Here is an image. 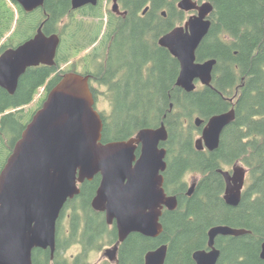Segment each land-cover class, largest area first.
Here are the masks:
<instances>
[{
	"label": "trees",
	"instance_id": "trees-1",
	"mask_svg": "<svg viewBox=\"0 0 264 264\" xmlns=\"http://www.w3.org/2000/svg\"><path fill=\"white\" fill-rule=\"evenodd\" d=\"M180 1L121 0L124 17L102 8L85 10L84 19H99L95 30L86 20L73 19L71 0H45L44 7L33 13H25L16 0H0V55L32 38L41 24L46 35L58 34L62 40L54 66L29 68L13 95L0 87V173L33 117L25 108L41 89L47 96L63 75L79 73L75 64L68 70L62 66L93 47L105 30L82 73L108 89L112 110L109 115L101 114L103 142L130 140L144 128L165 123L169 139L162 145L168 152L164 187L168 195L178 198V208L164 212L159 238L130 235L126 255L138 258L168 244L165 264H194L192 255L206 248L209 229L225 225L251 233L218 237L221 256L217 264H264V0H198L210 2L214 10L209 17L210 32L197 50V61L214 59L217 64L212 86L191 93L177 87L180 63L159 45L162 36L187 20V14L178 9ZM15 23L17 29L27 24L26 33H30L17 45L6 38ZM91 90L97 100L99 90L93 85ZM232 108L236 120L223 132L220 147L214 152L197 151L195 119L208 122ZM238 165L247 169L250 180L239 205L231 207L224 200L226 183L220 170ZM187 174L200 175L191 197L187 195ZM100 180L97 175L86 182L80 196L69 200L63 209H73L74 239H103L108 233L103 216L91 207ZM61 222L59 242L62 236L70 238L61 230ZM41 258L42 254L34 252L33 264Z\"/></svg>",
	"mask_w": 264,
	"mask_h": 264
},
{
	"label": "water",
	"instance_id": "water-1",
	"mask_svg": "<svg viewBox=\"0 0 264 264\" xmlns=\"http://www.w3.org/2000/svg\"><path fill=\"white\" fill-rule=\"evenodd\" d=\"M98 1L72 0V7L77 10L96 6ZM119 1L113 0L112 11L116 14L121 13ZM16 2L25 13L45 5V0ZM178 9L193 14L183 26L162 36L159 45L180 63L177 87L191 93L196 91L198 82L204 87L212 86L217 61L198 62L197 50L210 32L209 17L214 7L210 2L181 0ZM43 25L32 38L0 55V87L11 95L29 68L55 65L61 37L46 35ZM235 120V108L210 118L195 142L197 150L216 151L223 132ZM203 123L201 118L195 119L198 127ZM103 130L90 77L75 72L63 75L27 124L0 173V264H33L35 249H50L53 257L57 223L66 203L80 194V184L93 181L97 175L102 179L92 207L106 214L108 224L116 223L120 242L133 233L151 238L162 234L160 219L164 208H178V198L167 195L164 189L167 150L161 145L169 137L165 123L144 128L130 140L109 143L103 142ZM237 173L238 170L236 176ZM221 174L227 183L225 201L237 207L244 178L232 185L235 176L225 171ZM194 190L195 185L188 196ZM250 233L225 225L213 226L208 232L209 251H196V264L218 263V237ZM167 255L168 246L163 245L147 253L145 263L165 264ZM261 259L264 261V243Z\"/></svg>",
	"mask_w": 264,
	"mask_h": 264
},
{
	"label": "flooded vegetation",
	"instance_id": "flooded-vegetation-1",
	"mask_svg": "<svg viewBox=\"0 0 264 264\" xmlns=\"http://www.w3.org/2000/svg\"><path fill=\"white\" fill-rule=\"evenodd\" d=\"M120 1H119V4H120ZM101 3H102L101 0H99L98 1V5H96V6L87 5V6H84V7L80 8V9L73 10L74 11L73 19H76V17L78 15H82L83 16V12L85 10L87 11L89 9L102 8V6H100ZM71 5H72V0H71ZM147 8H149V7H147ZM72 9H73V7H72ZM86 11H85V14H86ZM120 11H121L120 14H116V13L115 14L118 15V16H123V17L126 16V13H124L122 11L121 4H120ZM186 14H187V18H189L192 15L191 13H186ZM189 14H191V15H189ZM85 19H86V21L88 22V24L90 26L93 24V26L95 27V30H96V27H97V25L99 23V19L98 18L95 19L93 17H85ZM104 31L102 32V34H101L99 40L96 42V44L93 47H91L90 49H88V51L91 50V49L93 50L94 48H96V46H98L100 44V42H101V40L103 38V35H104ZM92 83L93 82H92V79L90 77V87L92 86ZM198 85H201L200 82L197 83V89L200 88V87H198ZM201 87H203V86L201 85ZM95 102H97V100H95ZM206 124H207V122H205V121L200 127H198L195 124V127L197 128L196 134L199 133L200 138L202 136V132H203L204 126ZM168 135H169V133H168ZM168 139H169V137H168ZM195 142L196 141H194V143ZM162 145H161V147H162ZM163 148H165V147H163ZM195 148H196V146H195ZM138 150H140V148H138ZM196 150H197V148H196ZM197 151H201V152L207 151V152H209L207 148H205L204 150H197ZM167 155H168V152H167ZM166 159H167V157H166ZM167 168H168V163H167ZM236 170L239 171V173H237V176L235 175V171ZM221 171L229 172L232 177L235 176L234 180L231 182L232 185H236L242 178H244V180H243L244 181V187H243L242 193L244 192V190L247 188L246 172H245L244 167L236 168V166H234V167H232V169L230 171L222 169V170H220V173H221ZM164 173H163V176H164V184H165V175H164ZM197 176L199 177L200 175H197ZM223 178H224V176H223ZM101 179H102V177H101ZM199 180H196V182L193 184V185H195V189H196V186H197ZM86 182H91V181H86ZM85 183L79 185L80 194L82 192V189H83V186H84ZM100 183H101V180H100ZM100 183H99V186H100ZM225 183H226V180H225ZM99 186H98V188H99ZM191 187L188 188V191H189V189ZM98 188H97V190H98ZM226 188H227V183H226V187H225V191H224V200H225ZM164 189H165V187H164ZM97 190L95 192V195L97 193ZM80 194L78 196H76L72 200H76V198H78L80 196ZM95 195H94V197H95ZM187 195H188V192H187ZM169 196H173V195H169ZM94 197H93V199H94ZM188 197H190V196H188ZM93 199H92V201H93ZM91 207H92V202H91ZM92 209L97 214H101L103 216L105 224L109 228L108 229V233L105 234V237L103 239H88V238L87 239H83V238H80V237L77 238V239L72 238L71 235L74 234V232H73L74 229H73V226H72L73 209L72 208H68L67 211L69 210V213H67L66 215H65L66 210H63L61 215H60V218L58 220L57 228H58L59 221L64 219L66 221L65 234L68 235V236L70 235V238L63 239L60 242L56 238V250H55V253H54L53 257L51 256L50 249H47V250L35 249L34 252H38V256L40 254L43 255V258H41L39 260L38 264H146L145 263V257L147 255V253H149L150 251H153V250H150V251L146 252L144 254V256L139 255L138 258L134 257L133 255L127 256L126 255V248H127L126 246H127V242H128V238L129 237L124 242H120L116 223L114 222L113 224H108L107 220H106V214L104 212L96 211L93 207H92ZM166 210L169 211L167 208H164L163 215H164V212ZM79 212L82 214V211H79ZM163 215H162V217H163ZM162 217L160 219V222L162 221ZM133 234H136V233H133ZM144 237H146V236H144ZM147 238H151V237H147ZM157 238H159V237L151 238V239H157ZM106 242L107 243L109 242V243L106 245ZM163 245H167L168 246V252H169V245L168 244H162L159 247H161ZM156 249H154V250H156ZM201 250L209 251L208 241H207L206 248L201 249ZM69 251H74L76 253H73V254H71L69 256L65 255V253H68ZM197 251H200V250H197ZM34 252H33V254H34ZM194 253H193V255H194ZM94 255H97V256H94ZM193 255H192V259L194 261V264H196ZM45 256H49V259L46 258ZM167 257H168V255H167ZM45 258L48 259V261L45 262ZM36 264H37V262H36Z\"/></svg>",
	"mask_w": 264,
	"mask_h": 264
},
{
	"label": "rangeland",
	"instance_id": "rangeland-1",
	"mask_svg": "<svg viewBox=\"0 0 264 264\" xmlns=\"http://www.w3.org/2000/svg\"><path fill=\"white\" fill-rule=\"evenodd\" d=\"M10 6L14 8V6L11 3H10ZM112 7H113V1L112 0H102V11L103 12L107 13L108 11H111ZM189 15H191V14H189ZM15 18L16 19L19 18V15L17 14V12H15ZM83 19L84 18L82 17V15H78L76 17V20H83ZM84 20H86V19H84ZM105 23H106V20H105ZM16 27H17V24L15 23L14 26L12 27L11 31L6 36V38L7 37L12 38L14 40L15 45L19 44L20 42H23L30 35V33L28 31L26 33L27 24H24L23 26H21V24H20L18 29ZM6 38L3 40V42L5 40H7ZM92 52H93L92 49L89 51L86 50L83 53H81L78 57L71 58L70 59L71 62L66 64V65H63L62 69L68 70L69 68H71V66H73L75 64L76 65L75 67L78 69L79 73H81V74L85 73L86 66H87V58H88V55L91 54ZM92 85H93V87H95L96 89L99 90V94H98L99 97H98L97 102H96L97 110L102 114L109 115L111 113L112 108H111V103H110L109 97L106 95L108 92V89L106 87L99 86L95 83H92ZM198 87H201V85H198ZM45 97L46 96H45L44 89H41L39 91V94L35 98L34 102L25 108L26 113L27 114L32 113L34 115L36 113V111L41 108V106L39 107L38 104ZM199 138H200L199 133L195 134L194 141H196ZM240 167H243V166H241V165L236 166V168H240ZM231 169H232V167H225L224 168V170H227V171H230ZM245 172H246V180H247L246 183H247V187H248L250 179L248 176L247 169H245ZM199 179H200V176L198 177L195 174H187L185 177V181L188 183V188L191 187L196 182V180H199ZM67 213H69V210L68 211L66 210L65 215ZM61 230H63V232L65 234L66 221L64 219L61 222ZM62 240H63V236H62ZM108 243L106 242V245ZM73 253H76V252L69 251L68 253H65V255L69 256ZM94 256H97V255H94Z\"/></svg>",
	"mask_w": 264,
	"mask_h": 264
}]
</instances>
